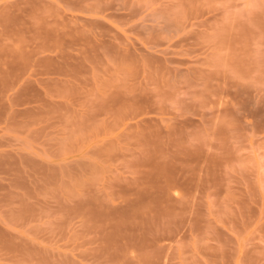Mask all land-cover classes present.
Returning a JSON list of instances; mask_svg holds the SVG:
<instances>
[{"label":"rangeland","instance_id":"rangeland-1","mask_svg":"<svg viewBox=\"0 0 264 264\" xmlns=\"http://www.w3.org/2000/svg\"><path fill=\"white\" fill-rule=\"evenodd\" d=\"M0 264H264V0H0Z\"/></svg>","mask_w":264,"mask_h":264}]
</instances>
